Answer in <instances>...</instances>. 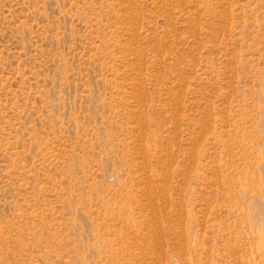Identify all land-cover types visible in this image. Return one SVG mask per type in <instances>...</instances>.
Masks as SVG:
<instances>
[{
  "label": "rangeland",
  "instance_id": "obj_1",
  "mask_svg": "<svg viewBox=\"0 0 264 264\" xmlns=\"http://www.w3.org/2000/svg\"><path fill=\"white\" fill-rule=\"evenodd\" d=\"M0 264H264V0H0Z\"/></svg>",
  "mask_w": 264,
  "mask_h": 264
}]
</instances>
